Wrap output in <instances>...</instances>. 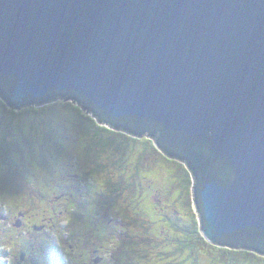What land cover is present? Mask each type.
<instances>
[{"label":"water","instance_id":"obj_1","mask_svg":"<svg viewBox=\"0 0 264 264\" xmlns=\"http://www.w3.org/2000/svg\"><path fill=\"white\" fill-rule=\"evenodd\" d=\"M0 75L11 110L74 94L153 139L204 239L264 254L234 245L264 238V0H0Z\"/></svg>","mask_w":264,"mask_h":264},{"label":"rangeland","instance_id":"obj_2","mask_svg":"<svg viewBox=\"0 0 264 264\" xmlns=\"http://www.w3.org/2000/svg\"><path fill=\"white\" fill-rule=\"evenodd\" d=\"M51 105L11 113L0 101V147L6 139L10 148L0 155V171L6 170L10 177H20L21 172L37 190L30 186L26 190L32 196L28 204L24 201L34 208L30 213H45L61 193L59 187L69 192L75 171L82 170L89 159L101 167L105 185L117 182L114 192L109 185L101 188L103 227L108 221L113 226L112 244L106 242L102 250H115L120 264H152L158 256L162 259L153 264H264V257L257 254L228 252L204 241L193 181L184 163L169 159L153 141L147 144L142 137L122 134L110 144L100 142L93 138L88 119L92 115L87 111L64 102ZM62 174L65 184H59ZM119 182L121 189L128 190L119 192ZM94 212L100 214L97 209ZM125 252L132 256L130 262L124 260ZM135 253L138 259L133 261Z\"/></svg>","mask_w":264,"mask_h":264},{"label":"flooded vegetation","instance_id":"obj_3","mask_svg":"<svg viewBox=\"0 0 264 264\" xmlns=\"http://www.w3.org/2000/svg\"><path fill=\"white\" fill-rule=\"evenodd\" d=\"M33 209L26 210L8 195L0 201V264L121 263L113 254L103 252L97 239L101 184L90 193H85L80 183L72 184L69 192L55 197L49 217L39 218L38 213H30ZM96 209L100 214H95ZM128 255L124 253V260L130 262L132 256Z\"/></svg>","mask_w":264,"mask_h":264},{"label":"trees","instance_id":"obj_4","mask_svg":"<svg viewBox=\"0 0 264 264\" xmlns=\"http://www.w3.org/2000/svg\"><path fill=\"white\" fill-rule=\"evenodd\" d=\"M0 80H1V82L3 84L5 82H7V83L11 82V78L6 77V76H1V75H0ZM72 95L74 96V99L71 98L70 101H68V102H66L65 98L64 99L58 98L56 101H54L52 103H45V104H35V103L31 104L30 103V104H27L24 108H31V109L37 108L38 110H43V109H45L48 106H52L51 104L54 105L55 103H58V102H64V103H67L68 105H70L71 107L79 108L82 111H87L89 113V115H92L91 119L88 118L89 121L92 124L90 130L93 132V138H100V142L101 141H106L107 142L106 144H110V143L113 142V140L115 139L116 136H123L125 134L128 135V136L129 135L132 136L131 134L125 133L121 129L115 128V126H114L115 120L107 117V115L101 113L94 106H92L90 104H87V106H89L90 108H88L87 110H84L83 100L77 95H74V94H72ZM0 101H2L4 108L7 107V104L4 102V100L1 97H0ZM73 103L75 104V106L73 105ZM8 110L12 113V110H10V109H8ZM82 115H83V117H86L84 113ZM77 117H80V116H77ZM126 121L127 122H125V123L131 124L135 129L144 126V124L142 122H139L138 120H133L132 118H130V119L126 120ZM148 125H149V127L151 129H153V130L155 129L154 126H152L150 124H148ZM108 134H110V136L107 139H105L104 136H106ZM150 140L151 139H146V141H148L146 143L148 144ZM147 144H146V146H148ZM5 147H7L9 149V151H10V148L8 147L6 139H5V141H3L1 143L0 155H4L6 153V151L4 149ZM88 158L91 159V155H89ZM88 160L87 161L84 160L85 161V167L81 168L82 170H80L79 172L75 171V174L73 175V180L74 181H73V183H71V185L72 184H76V183H80L81 187H82V190L85 193H90V191L95 189L96 185L101 184V188L109 185V186H111L112 192H114V189L116 188L117 182H113L112 184H109V182H108L107 185H105L104 184V180H101V167H98V166L94 165L93 162L90 163ZM177 161H179V160H177ZM12 167L14 169H16V170L18 168L14 164L12 165ZM97 167H98V169H97ZM83 169L86 170V171H84ZM5 174H6V177H5ZM189 174H190V172H189ZM19 175H20V177L19 176L10 177V176L7 175V171L6 170H1L0 171V201L3 199V197L5 195H8L10 198L14 199L15 201H19L22 204H24V201L27 202V204L29 203L28 201H32L31 199H29L32 196H30V194L26 193L27 187L28 186L32 187V185H30V181H27V179L25 178V176L21 172H19ZM63 176H64V174L61 175V179L59 181V184H65ZM75 176H77V178H75ZM190 177H191V180H193L191 174H190ZM6 178H7L6 184L5 183L2 184V179L4 180ZM91 178H95V181H97V184H95V181H94L93 182V186L88 185L87 182ZM120 184H121V182H119V184H118L119 188L117 187L119 192H121V191L124 192V191L128 190V188H125L123 190V187L121 189V185ZM71 185H70V187H71ZM64 187L65 186L59 187L60 189H62L61 192L64 191L63 190ZM32 188L34 189L35 192H37V190L34 187H32ZM66 192H68V191H66ZM52 204L49 205V208H51ZM25 208H31V207H27V205H25ZM101 209H102V202H101ZM48 212L49 211L47 210L45 213L44 212L41 213V214L38 213L39 217L42 218L44 215L46 217H49ZM107 224L108 225H105L103 227V219H101V230L99 232H97V239H99V241H101V244H102L101 248H102V246L107 245V243H108V245L112 244L111 239H112V235H113V232H112L113 231V226L110 225L109 221L107 222ZM253 240L254 241H251V240H249V241H237L236 243H234V245H242L245 242V245L251 246V244L255 245L256 244L255 242H259V243L262 242L263 249H264V238L253 239ZM130 244H131V242H130ZM187 244H188V246H191L190 243H187ZM211 246L217 247L220 250H224V251H228V252H230V251H245V252H250V253L257 254L259 256L264 257V254H259V253L255 252L252 249L241 248L240 246H239V248H230V246L226 247V246H222V245H219V244L218 245H211ZM103 252H105V251H103ZM105 253H111L114 256L116 254L115 250L113 252L109 251V252H105ZM183 258H185V257H183ZM116 259L119 260L117 257H116ZM136 259H138V254L137 253H135L133 255V261L136 260ZM161 259H162V257H160V256H158L157 259L154 258L153 261H152V264L154 263V261L161 260ZM120 261L121 260H119V262ZM211 264H215V263H211Z\"/></svg>","mask_w":264,"mask_h":264},{"label":"clouds","instance_id":"obj_5","mask_svg":"<svg viewBox=\"0 0 264 264\" xmlns=\"http://www.w3.org/2000/svg\"><path fill=\"white\" fill-rule=\"evenodd\" d=\"M1 97V96H0ZM56 101V100H55ZM5 102V101H4ZM54 102V101H53ZM52 103V102H51ZM23 109V108H22ZM126 133V132H125ZM127 134H129V133H127ZM132 137H135V135H132ZM135 138H138V137H135ZM142 138H145V139H151V138H149V137H142ZM153 142H154V140L153 139H151ZM154 144H155V142H154ZM161 151V150H160ZM165 155V154H164ZM166 156V155H165ZM166 157H168V156H166ZM169 158V157H168ZM169 159H171V158H169ZM174 159V158H173ZM174 160H177V159H174ZM181 162V161H180ZM182 163V162H181ZM186 165V164H185ZM186 168H187V166H186ZM187 170L189 171V169L187 168ZM190 172V171H189ZM190 174H191V176H192V173L190 172ZM192 178H193V176H192ZM193 181V180H192ZM193 199H194V181H193ZM194 204H195V199H194ZM195 208H196V205H195ZM196 211H197V213H198V210H197V208H196ZM198 218H199V214H198ZM199 222H200V218H199ZM38 229H40V228H38ZM200 231H201V222H200ZM202 235V234H201ZM203 237V236H202ZM204 238V237H203ZM204 241H206V240H204ZM207 242V241H206ZM209 243V242H208ZM210 244H212V243H210ZM213 245V244H212Z\"/></svg>","mask_w":264,"mask_h":264}]
</instances>
